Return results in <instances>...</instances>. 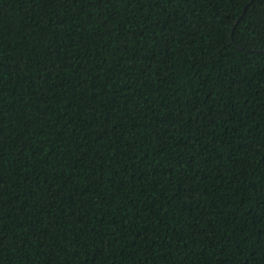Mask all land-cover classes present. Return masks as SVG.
Here are the masks:
<instances>
[{"label":"trees","instance_id":"1","mask_svg":"<svg viewBox=\"0 0 264 264\" xmlns=\"http://www.w3.org/2000/svg\"><path fill=\"white\" fill-rule=\"evenodd\" d=\"M0 264H264V0H0Z\"/></svg>","mask_w":264,"mask_h":264}]
</instances>
